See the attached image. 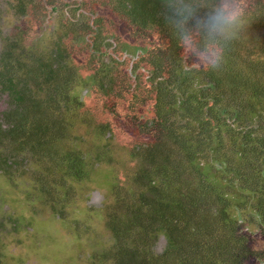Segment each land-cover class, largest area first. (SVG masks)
<instances>
[{
  "label": "trees",
  "instance_id": "obj_1",
  "mask_svg": "<svg viewBox=\"0 0 264 264\" xmlns=\"http://www.w3.org/2000/svg\"><path fill=\"white\" fill-rule=\"evenodd\" d=\"M107 2L116 6V14L122 19L118 21L129 24L128 40L135 46L148 44L142 46L131 60L128 74L131 75V70L135 74L125 83L147 89L148 82L157 76L156 68L161 69L156 59L161 53L167 55V52L173 55V70L180 75V83L177 95H172V102L164 101L163 94L168 88L160 87L151 90L153 92L144 102L148 104L150 116L138 117L135 112L131 115L130 132L134 135V145L128 153L139 159V169L130 174L133 187L126 189L120 198L121 189L112 185L106 193L113 202L108 205L109 218L92 213V217L98 216V220L104 223L102 230L110 235L112 243L108 248H102L99 241L104 231L90 226L91 220L83 225L79 223L80 226L76 225L77 219L74 221L77 238L81 239L82 230H89L86 231L89 233L87 242L81 241L80 244L82 253L90 243L89 264H106V257L113 260L107 264H264V112L257 101L264 96L260 90L264 58L246 54L253 45L238 43V39L229 50L223 67L218 71H208L197 66L194 58L185 52L170 32L163 19L162 0H106L104 3ZM79 14L83 18L95 17L94 11L81 7L77 10V16ZM95 21L84 22L82 36L93 32ZM102 34L105 36V31L102 30ZM154 38L155 42H152ZM94 42L91 46L86 42L92 52L96 47ZM117 45L119 48L115 53L131 46L122 40H118ZM14 52L12 49L0 53V88L8 92L10 100L8 109L1 113L0 152L11 149L17 153L0 155V170L4 174L10 173L12 179L16 172L19 177L33 176L36 184L27 190L26 200L37 201L33 195L38 191L44 196L51 192L53 197L47 201L46 208L50 207L55 218L66 220V207L69 205L61 191L71 194L73 191V195L82 199L79 197L81 188L73 189L68 181L67 186L52 193L56 188L53 182L55 175L46 170L39 173L30 167L28 170L19 168L20 160L23 161L21 149L29 147L27 152H31L30 145L35 148L41 145L44 153L40 154L39 161L44 164L46 161L52 164L59 161L66 171L67 166L72 167L71 182L73 179L76 182L86 179L90 173L94 176L103 163L113 164L109 171L111 175L94 177L95 190L108 180V176H113V170L120 161L112 163L113 145L100 144L95 145L98 149L95 159L86 162V155L92 156L94 152L81 151L79 142L83 136L72 131L67 121L71 123L80 115L78 111L85 108L87 97L83 96L88 93L87 88L93 95L95 87H88L90 83L86 82L82 85L83 79L77 80L74 76L76 71H72L75 67H65L63 51L58 43L40 55ZM115 53L110 61H116ZM171 56H168L170 63ZM128 61L125 57V64ZM104 69L109 68L102 67L99 71ZM254 76L258 83L252 89L243 85L242 89L233 90L232 87L241 82L248 83ZM100 82L106 90L113 79ZM199 83L201 86L197 85ZM224 90L234 93L224 94ZM225 96L232 99L230 102L236 101L230 106L232 108L228 107ZM130 112L129 109L127 113ZM254 121L256 123L249 127H242L244 123ZM94 131L98 139L113 135L107 122H101L99 127L93 128ZM4 137L10 140L4 143ZM10 143L13 145L9 148ZM11 186L20 188L17 187L19 185ZM239 198L243 202L239 203ZM13 200L21 203L19 199ZM30 205L31 212H34L33 205ZM116 205L126 206L128 210L116 212ZM242 205L253 210L258 218L261 239L257 241L259 248L263 247L259 253H255L258 246L253 247L250 235L243 227L247 221L237 214L238 206ZM114 209L115 215H111ZM12 220L16 231L26 229L30 224V219L22 227L19 218ZM158 244L162 246L159 252L156 251Z\"/></svg>",
  "mask_w": 264,
  "mask_h": 264
},
{
  "label": "rangeland",
  "instance_id": "obj_2",
  "mask_svg": "<svg viewBox=\"0 0 264 264\" xmlns=\"http://www.w3.org/2000/svg\"><path fill=\"white\" fill-rule=\"evenodd\" d=\"M105 1L0 0V53L14 49L15 52L20 51V53L40 55V53H44L54 43H58L63 51L65 67H75L72 71H76L74 76L77 77V80L83 79L82 85L86 82L90 83L88 87H95L93 95L89 94V88L86 87L88 93L83 96L87 97V100L85 98V108L78 111L80 115L72 120L71 123L67 121V125L72 131L83 136L81 142H79L81 151H88L90 154L94 152L92 156L86 155V162H92L95 159V154H97L96 151L98 150L95 148V145L100 144L113 145L114 150L112 153L114 158L112 159V163L117 164L120 161L119 166L117 165L118 168L116 166L113 170V176H108V180L105 183L99 184L98 190H95L94 177L111 175L112 173L109 171L112 170L113 164L109 166L107 163H103L100 165L99 172L94 176L90 173L86 179L79 182L73 179V182H71L70 173L72 172V167L69 168L67 166L66 171L61 167L59 161L54 164L50 161H46V164L39 161L40 154L44 153L41 145H37V148L30 145L31 152H27L29 147L23 148L24 150L21 149L23 161L20 160L19 168L28 170L30 167L36 169L39 173L42 170L51 171L55 175L53 182L56 184V188L53 189L52 193H55L54 190L58 192L67 186V182L69 181L73 189L81 188V195L79 197H82V199L73 195L74 192L72 190L70 191L73 194L62 190L61 192L64 193L69 206L66 207V220L63 218L60 220V217L55 218L56 215L54 213L51 214L50 207L46 208L47 201L53 197L51 192L49 196L46 194L44 196L39 191L36 194L33 193L36 200L40 202L39 204L37 201L30 200L31 197L29 198L30 202L26 200L27 190H30V187L32 188L36 184L32 179L33 176L21 175L19 177V173L16 172L17 174L12 179L9 175L10 173L4 174V171L0 170V264H78L83 263V261H85L84 264H89L90 259L87 256L91 249L90 243L87 244L83 253L80 248L81 241L87 242L86 237L87 235L89 236V233L86 231L89 230H82L83 235H81V239L76 237L74 230L76 225L80 226L79 223L83 225L84 223H88V220H91L92 225L90 226L96 227L97 230L103 232L102 225L104 223L98 220V216L92 217V213L97 212L100 217H104V219L109 218L110 210L108 205H111L113 202L109 196H106V193L112 185L115 189H121L120 198L124 196L126 189L133 187L130 183V174L133 170L139 169L137 163L139 159L128 153L134 145V135L130 132L132 126L131 115L135 112L138 117L145 118L150 116V111L147 109L148 104L146 105L144 102L148 99L150 93L153 92L151 90L166 86L168 89L163 94V98L166 99L164 101L168 102H172L173 93L176 96L179 91L180 75L178 76L175 73L176 71L173 70L175 64L171 52H167V55L161 53L162 55L156 59V63L161 65V69L156 68L157 76L154 77V81L149 80L147 89L142 90V88H135L125 83L126 79H133L135 74L132 70L131 75L128 74V72L130 73V65L132 64L131 60L135 57L136 52L140 51L142 46L148 44H139L137 46L132 44L128 40L131 30L129 24L118 21L122 19H119L116 14V6H112L109 2L104 3ZM245 3L251 7H255L259 4H264V0H245ZM79 7L85 8L90 12L94 11L96 18L85 17L84 15L83 18L81 14L77 16ZM94 20L96 21L92 27L93 32L82 36L81 29L84 27V22ZM96 24L97 31L95 33ZM102 30L105 31L106 38L102 34ZM262 33H264V16L257 18L248 26L242 32L237 42H249L253 47L246 54L251 53L256 57L264 58L262 56V54L264 55V38L261 37L263 36ZM118 40L124 41L126 45L130 43L131 46L129 48L124 47V49L120 47L122 50H118L117 52L119 53H115V49L119 48L117 45ZM86 42H89L90 46L92 42L95 43L94 52H92L90 47H87ZM152 42H155V38L152 39ZM114 53L116 61H110L109 58ZM242 53L245 52L243 51ZM168 56H171L172 63H170ZM125 57L129 60L128 64H125ZM238 64L240 65L239 62ZM106 66L109 69L99 71V68ZM243 68L245 67L243 66ZM98 72L99 75H96ZM90 73L95 75H90ZM102 79H113V82L107 86L106 90L100 86ZM92 80L94 81L93 83H91ZM256 81H258V78L256 79V76H254L252 81L250 80L252 84L250 82H241L240 85L232 88L235 91V89L239 90L243 88V85H247L252 89L254 85H257L258 82ZM197 85L201 86L200 83ZM261 86L260 90L264 92V78L261 79ZM7 93L6 90L2 91L0 88V120L2 118L1 113L6 111L9 106L10 100ZM233 93V91L224 90V94ZM236 95L239 96L237 93ZM134 99L136 100L133 101ZM224 99L228 103L229 108H232L230 106L236 103V101L230 102L232 99L228 96H225ZM257 101L259 102L258 105L263 106L264 112V96L259 97ZM129 109L131 110L130 114L127 113ZM166 110L171 111L167 108ZM172 117L174 118L175 116ZM255 119L256 117L253 120ZM93 121L98 124H94ZM101 122L109 123L113 135L110 136L107 133L108 136L106 135L105 138L98 139L95 137L96 131L93 132V128L99 127ZM228 122L231 121L228 120ZM251 123H256V121L244 123L242 127H249ZM258 125L259 121L255 128ZM126 128L127 130H125ZM4 138V143L10 140L9 138ZM34 143L39 144L38 141ZM11 145L13 144L10 143L9 148ZM116 145L117 147L115 148ZM118 146L124 148H118ZM15 152L8 149L7 151L3 150L0 152V155L6 154L10 156L14 155ZM75 160L77 161L78 158ZM28 162L31 163L30 166L25 165ZM23 165L25 166L23 167ZM31 165L33 166L31 167ZM66 173L67 177L65 176ZM18 177L19 179L16 180ZM11 185H19L17 187L20 188ZM53 187L54 184L52 185ZM14 198L19 199L21 203H16L13 200ZM239 200V203L243 202L240 198ZM30 203L34 207V212H31ZM36 203L37 206L35 205ZM238 207L240 209L236 210L237 214L247 221L243 227L250 235L253 247L258 246L255 248V253H259L263 247L259 248L257 241V239H261L258 218L249 207L243 205ZM120 210L127 211L128 209L126 206L116 205V212ZM111 215H115V209L111 212ZM15 217L19 218L18 222L21 227L24 224L26 225L30 219L29 226L26 229L16 231L13 227L15 222L12 220ZM76 219L77 223L75 225L74 221ZM99 241L102 242V248H108L110 242L112 243L110 235L106 231L102 233ZM94 243L98 245L95 240ZM96 247H99V245ZM161 249V244H158L156 251L159 252ZM106 261L112 262L113 260H107L106 257Z\"/></svg>",
  "mask_w": 264,
  "mask_h": 264
},
{
  "label": "clouds",
  "instance_id": "obj_3",
  "mask_svg": "<svg viewBox=\"0 0 264 264\" xmlns=\"http://www.w3.org/2000/svg\"><path fill=\"white\" fill-rule=\"evenodd\" d=\"M163 19L185 52L208 71L220 70L233 43L257 18L264 4L245 0H162Z\"/></svg>",
  "mask_w": 264,
  "mask_h": 264
},
{
  "label": "bare ground",
  "instance_id": "obj_4",
  "mask_svg": "<svg viewBox=\"0 0 264 264\" xmlns=\"http://www.w3.org/2000/svg\"><path fill=\"white\" fill-rule=\"evenodd\" d=\"M14 255V254H13Z\"/></svg>",
  "mask_w": 264,
  "mask_h": 264
}]
</instances>
